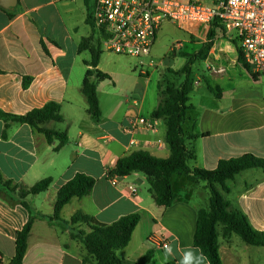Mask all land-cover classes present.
<instances>
[{
  "label": "crops",
  "instance_id": "0c3cea01",
  "mask_svg": "<svg viewBox=\"0 0 264 264\" xmlns=\"http://www.w3.org/2000/svg\"><path fill=\"white\" fill-rule=\"evenodd\" d=\"M77 1L19 0L15 10H0V111L24 116L48 103H57L61 106L64 121L52 122L46 127L68 135L67 145L56 152L58 141L49 145L45 136L31 126L10 122L7 127L0 119V171L4 180L12 188H31L42 180L52 179L48 191L25 199L37 218L28 240L24 264H96L95 259L88 256L84 245L71 236L72 232L78 231L90 233L87 225L69 224L67 229H62L55 223L50 224L48 219L54 215L58 191L78 174L93 177L96 184L89 196L75 198L64 207L61 213L63 220L70 222L76 212L82 211L100 223L112 224L123 216L139 213L142 219L134 231L132 241L125 249L117 251V256L122 260L136 262L147 252L153 251L151 263L178 264L183 249L191 247L199 250L194 247L193 240L198 211L209 203L207 184H191L186 175L174 176V191L176 177H185L182 178L187 181L184 188L189 189L190 197L182 199L176 193L177 201L168 209L154 203L149 184L144 191L140 189L146 186L147 181L142 174L120 178L117 186L112 184L107 171L113 170L122 157L137 151H146L162 159L170 156L164 122L152 118L162 97L159 102L153 97L150 91L153 74L142 71L141 75L147 77V82L142 89L135 88L132 96L126 100L128 106L122 114L117 109L118 104L111 108L113 112H106L100 101L99 84L110 80L98 82L102 117L99 122L93 120L81 91L86 72L90 68L87 62L91 61L89 48L92 45L80 51L83 40L89 39L92 34L87 37L80 35V29L73 18V8ZM8 12L15 14V17L11 19ZM84 52H88L90 58L80 60ZM229 53L230 56H236L233 59L236 65L228 64ZM210 54L216 61L214 72L210 73V83L222 91V96L218 99L209 92L217 99V106L205 109L203 113L201 111L197 117L187 113L184 124L186 132L188 135L201 136L190 141L197 152V160L190 166L215 170L221 160L249 154L248 151L238 153L240 148H245L249 143L260 145L263 151L259 150L260 155L254 156L264 159L262 84L253 80L238 65L240 70L232 46L225 47L218 40ZM102 57L103 54L99 70H102ZM152 66L153 62L149 67ZM233 70L238 71L235 76H231ZM225 81L231 85H222ZM168 82L173 81L163 76L158 89L160 86L164 89L163 86L166 87ZM259 84L262 86L261 91L258 89ZM201 87L202 83L196 81L190 94L193 111L197 107L192 103V94L202 97ZM138 117L152 121L154 131L139 129L134 135L125 133L124 128L130 125V120ZM199 140L202 151L197 145ZM262 171H245L241 173L244 174L241 180H238L241 174L238 175L230 183L231 193L227 196L233 208L241 210L257 231H264ZM129 185L135 186L134 197L126 193ZM29 219V211L16 194L11 198L0 192V264L11 263L15 256L17 234ZM141 227L146 228V231L137 242L136 234ZM155 237L165 238L179 251L165 259L163 249L155 243ZM219 252L222 264H264V248L247 246L237 236L228 240L220 237ZM85 259L89 261L84 262ZM205 264H209L207 259Z\"/></svg>",
  "mask_w": 264,
  "mask_h": 264
},
{
  "label": "trees",
  "instance_id": "16d2710c",
  "mask_svg": "<svg viewBox=\"0 0 264 264\" xmlns=\"http://www.w3.org/2000/svg\"><path fill=\"white\" fill-rule=\"evenodd\" d=\"M85 4L88 12L87 23L93 28L91 21L93 6L89 5L88 0H85ZM0 10L2 9L0 8ZM8 13L11 19L15 17V14ZM218 31H223V29L216 22L207 34L208 43L205 44L201 53L207 54L209 52ZM234 44L237 48L239 64L255 80L239 44L236 41H234ZM89 45L92 46L89 48ZM88 48L91 53V61L87 62V65L90 68L86 72L81 91L87 100L89 115L94 121L99 122L102 112L97 84L98 82L111 80V77L98 69L103 49L96 38L94 28L91 37L83 40L80 51L82 52ZM193 65L194 60L191 59L182 70L185 79L180 85L177 86L173 82H168L164 89L160 86L162 102L152 113L153 119L164 122L166 127L165 140L170 148V156L162 159L146 151L133 152L129 156L120 158L114 169L108 171V177L125 178L135 173L144 175L150 185V194L154 203L158 207L166 209L171 208L178 198L172 184L174 176L178 174L186 175L191 184L205 182L210 192V199L208 205L198 211L193 240L194 247L203 252L209 264H222L219 252L220 237L228 240L233 236H237L247 246L264 248V231H257L241 210L233 208L227 197L231 193L230 183L238 175L248 170H264V159L252 154H245L238 158L221 160L215 170L192 168L190 166L192 162L197 160L196 149L190 144V141H195L201 137L193 134L188 135L184 128L187 113L193 109V106L190 105V94L194 89V81L191 77ZM206 87L209 92L221 99L222 91L219 88L214 87L209 82L206 83ZM0 119L6 123L7 127L10 122L31 126L45 136L49 145H53L58 141L59 144L55 148L56 152H59L68 143L66 132L61 133L46 127L49 123H62L64 121L61 106L57 103H48L43 108L35 109L24 116H16L0 111ZM202 137H206V135ZM95 184L96 180L93 177L78 174L63 185L58 191L54 215L48 218L49 223H55L62 229H67L69 224L87 225L91 230L90 233L78 231L76 233L72 232L71 236L84 245L88 256L95 259L96 264H151L154 257L153 251L147 252L136 262L122 260L117 256V251L125 249L132 241L134 231L141 222V214L134 213L123 216L112 224L100 223L82 211L76 212L70 222L62 219L61 213L64 207L75 198L83 199L89 196ZM51 185L52 179L48 178L31 188H12L11 184L4 180L0 171V192L8 194L11 198H13V194H16L21 204L30 213L28 223L17 234L15 256L10 264H24V258L28 250V240L34 221L37 218L32 207L25 199L30 195L36 196L48 191ZM88 261V259L84 260V262Z\"/></svg>",
  "mask_w": 264,
  "mask_h": 264
},
{
  "label": "built area",
  "instance_id": "2783aa9c",
  "mask_svg": "<svg viewBox=\"0 0 264 264\" xmlns=\"http://www.w3.org/2000/svg\"><path fill=\"white\" fill-rule=\"evenodd\" d=\"M91 21L104 50L136 59L151 56L164 23L198 37L218 22L239 44L255 81L264 89V0H95ZM139 129L154 131V124L134 118L124 132L134 135ZM109 179L119 185V177ZM126 193L134 197L135 186L129 185ZM155 239L162 249L169 244L163 237Z\"/></svg>",
  "mask_w": 264,
  "mask_h": 264
},
{
  "label": "rangeland",
  "instance_id": "374dc122",
  "mask_svg": "<svg viewBox=\"0 0 264 264\" xmlns=\"http://www.w3.org/2000/svg\"><path fill=\"white\" fill-rule=\"evenodd\" d=\"M88 2L89 5L94 6L95 0H88ZM87 13L85 0H78L77 4L73 8V18L80 29V35L84 37L91 35L93 30L91 25L87 24L86 22ZM218 40H221V44L223 46L228 47V45H230L235 49L237 55V66L239 65L242 69H244V67L238 62L237 48L234 44L235 40L226 35L225 32L218 31V35L213 42L212 48L207 54H204L201 53V50H203L205 44L208 43L207 35H201L198 37L193 36L188 34V32L185 30L180 29L176 24L173 23L163 24L159 34L157 35V40L155 46L153 47L151 56L148 58L136 59L115 55L113 53L107 52L102 47L104 53L102 57L103 61L101 64V71L109 74L111 77L110 81H105L99 84V97L104 110L106 112L112 110L111 112H113L114 109L111 108L114 107L115 104H118L117 109L119 110L120 114H122L123 110L128 106L126 100L128 97L132 96V92L135 90V88L142 89L144 87L143 85L147 82V77L141 75L142 71L153 74L150 84V91L153 93V97L159 102L161 99V92L160 89H158V84L163 80V76L171 78L173 83L177 86L180 85L185 79V75L182 73V70L191 59L194 60L191 77L194 83L198 80L202 83V87L200 89L202 91V97L195 93L192 94V103L197 107V109L195 111L192 109L189 110L188 114L197 117L201 111L203 113L206 111L205 109H211V107L217 106V99L213 97L211 93H209L205 85L207 82L210 83V81H212L210 78V73L214 72L216 61L210 56V52ZM230 53L227 56V58L230 57L227 62H229L228 64L230 66L234 64L236 65V63L233 64V59H235L236 56H234V54L230 56ZM89 58L90 55L88 52H84L80 56V60ZM162 60L164 63L162 62V64L159 65L158 63ZM140 62H143L145 66L141 67L139 65ZM152 62L153 66L149 67ZM236 73H238V71L233 70L231 76H235ZM222 85L228 87L231 85V83L225 81ZM163 87L165 88V86ZM115 88L116 90H114ZM258 89L260 91L262 90V86L260 84L258 85ZM188 126H190L189 123ZM188 126L186 125V127ZM197 145L200 148V151H202V143L200 140L197 141ZM207 145L211 146L210 143H207ZM246 146L245 148H240L238 153H242L241 151H248L247 153L249 154L259 156V150L263 151L259 144L251 145V143H249ZM239 155L241 154H238V156ZM192 165H194V163ZM251 171L263 172L261 169ZM242 176H244V174H241L238 177V180H241ZM182 178L185 177H176L174 188L176 193L182 199H186L190 197V191L189 189L184 188L187 184V181L186 179ZM147 187H149V185L146 181V186H143L140 189L144 191ZM145 231L146 228L143 229V227L137 231V242L140 240L142 233Z\"/></svg>",
  "mask_w": 264,
  "mask_h": 264
},
{
  "label": "clouds",
  "instance_id": "9594fccd",
  "mask_svg": "<svg viewBox=\"0 0 264 264\" xmlns=\"http://www.w3.org/2000/svg\"><path fill=\"white\" fill-rule=\"evenodd\" d=\"M179 251L178 248H174L172 244H165L163 248L164 258L167 259L174 256L175 252ZM206 257L202 251L187 247L181 251V258L178 264H205Z\"/></svg>",
  "mask_w": 264,
  "mask_h": 264
},
{
  "label": "water",
  "instance_id": "95a60500",
  "mask_svg": "<svg viewBox=\"0 0 264 264\" xmlns=\"http://www.w3.org/2000/svg\"><path fill=\"white\" fill-rule=\"evenodd\" d=\"M19 0H0V8L13 11L17 8Z\"/></svg>",
  "mask_w": 264,
  "mask_h": 264
}]
</instances>
